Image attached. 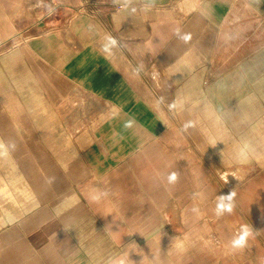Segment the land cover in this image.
I'll use <instances>...</instances> for the list:
<instances>
[{"label":"crops","instance_id":"1","mask_svg":"<svg viewBox=\"0 0 264 264\" xmlns=\"http://www.w3.org/2000/svg\"><path fill=\"white\" fill-rule=\"evenodd\" d=\"M202 153L264 264V0H0V264H206L161 211Z\"/></svg>","mask_w":264,"mask_h":264},{"label":"rangeland","instance_id":"2","mask_svg":"<svg viewBox=\"0 0 264 264\" xmlns=\"http://www.w3.org/2000/svg\"><path fill=\"white\" fill-rule=\"evenodd\" d=\"M199 160L206 167L205 172L208 179L197 185L200 186L198 191L196 190L198 189L196 185L189 184V190L193 193L192 198L186 200L183 205L174 206L175 200H169L164 204L161 211L164 214L163 224H166L170 231L167 235L171 238L177 235L175 232L181 235L182 246L180 251L182 252L184 262L188 259L186 254H189L192 249L196 250L200 259L206 264H225V261L228 259L245 262V258L240 257L238 253L229 255L215 229L219 223H224L230 228H237L234 232L236 235L241 231L240 227L242 226L238 223L239 216H241V212L238 209L239 195L236 189L238 188L237 178L241 176L243 170L219 168L214 165L211 161L212 159H209L206 153L199 154ZM225 173H228V180L224 176ZM211 177L215 181L216 190L207 197H205L206 193L202 197L201 190L202 188L203 190L206 188ZM230 196L233 198H230ZM228 212H230V215ZM189 214H191L192 218L191 224L203 227V231L191 235L188 233ZM190 237L193 238L192 244ZM176 247L179 248L178 244L171 240L168 241L166 249L168 252H171ZM262 262H264V259Z\"/></svg>","mask_w":264,"mask_h":264},{"label":"clouds","instance_id":"3","mask_svg":"<svg viewBox=\"0 0 264 264\" xmlns=\"http://www.w3.org/2000/svg\"><path fill=\"white\" fill-rule=\"evenodd\" d=\"M184 39H188V37H183ZM170 180H175L176 179V176L175 174H172L170 177H169ZM246 234V233H245ZM244 242V235H241L239 237V239L235 240L234 243L236 245H241L242 243Z\"/></svg>","mask_w":264,"mask_h":264}]
</instances>
